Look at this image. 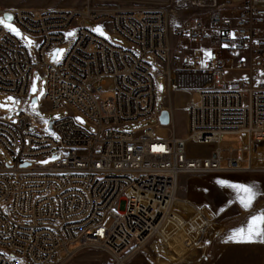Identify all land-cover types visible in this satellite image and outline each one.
<instances>
[{"label":"built area","instance_id":"2783aa9c","mask_svg":"<svg viewBox=\"0 0 264 264\" xmlns=\"http://www.w3.org/2000/svg\"><path fill=\"white\" fill-rule=\"evenodd\" d=\"M201 1L212 10L181 21L174 42L169 8L0 10V18L10 13L37 40L32 55L0 24V93L21 100L9 121L0 117V148L10 160L0 166H38L45 158L55 159L48 166H264V0H243L229 12L216 0ZM87 21L106 23L126 46L96 35ZM66 42L55 62L52 52ZM152 62L161 66L168 93L198 94L185 106V139L155 135L172 112L156 111ZM36 69H45L49 109L68 113L50 119L48 130L24 106ZM106 78L113 92L103 98ZM163 109L168 126L158 121ZM148 119L157 125L119 130ZM189 145L209 153L192 154ZM212 228L211 214L178 196L177 183H0V264H63L89 247L124 264L148 244L173 238L186 257L202 255Z\"/></svg>","mask_w":264,"mask_h":264},{"label":"rangeland","instance_id":"374dc122","mask_svg":"<svg viewBox=\"0 0 264 264\" xmlns=\"http://www.w3.org/2000/svg\"><path fill=\"white\" fill-rule=\"evenodd\" d=\"M243 0H216L217 8L221 9L224 12H229L230 10H238L241 7ZM209 2H202L201 0H0V10L12 11L17 9H30L36 11H44L51 9H71V10H82L84 8L89 9H115V8H129V9H158V8H169L170 17L168 19V30L170 33V39L174 42V37L172 32L174 28L183 20L188 17L196 14L207 13L212 10V6H209ZM6 23L11 24L18 32L19 35L9 31L14 36L22 41V43L27 47L29 52L34 55L37 48L36 38L22 32L19 27L12 21ZM3 26V25H2ZM85 26L91 28L92 31L107 40H110L113 44L126 46L124 40L113 34L109 31L106 23H93L87 21ZM4 27V26H3ZM5 28V27H4ZM74 31H70L67 34V38L71 39ZM71 34V35H69ZM69 42L61 45L57 53L56 59L59 61L65 55L68 50ZM50 61V55H48ZM36 62V61H35ZM155 73L157 74V94H156V111H159L160 107H165L171 110L172 120L168 127L159 129L155 131L157 138H168L176 137L185 139L187 138V111L186 103L188 101H197L198 94L193 91L188 92H175L168 93L165 78L160 73L161 66L157 63L152 62ZM228 76L230 74H227ZM237 75V74H236ZM46 90V76L45 69H36L33 72L30 86H29V98L26 100L24 106H27L35 115L44 120L45 129L48 130L49 120H58L68 115L66 112H54L44 101V95ZM104 93L102 94L103 98H108L112 96L113 92V81L110 78L105 79L103 86ZM33 98L37 99L36 103H31ZM21 107V100L13 96L5 95L0 93V117H3L5 120H10L11 117L18 112ZM74 119L78 124L84 128L91 130V127L87 125L86 121L79 115H74ZM157 121L155 119H148L143 122L124 125L119 128L120 131L127 133H141L144 130L155 127ZM232 143L236 144V140L227 139L225 144ZM189 152L196 155H205L209 153L208 148L197 147L194 145L188 146ZM0 160L5 163L10 160L5 152L0 148ZM55 159L45 158L40 159L35 162L38 167H49L48 165L52 164ZM245 168L246 166H220L219 171L223 172L226 168ZM178 168V167H177ZM257 168L255 171L248 172H235L231 174H245V176L240 177L239 179L230 178L226 176L219 177L215 179L214 183L217 187L221 185H227L231 188L242 192V194L247 195L248 193L243 192L238 187L241 186L251 189L253 193L255 188V183L251 181L252 175H261L264 178V173L260 171V168L264 166H253ZM214 172H204V173H195V174H184L178 177V181L174 180L171 176L168 175H156L153 176L144 182H177V195L185 197L189 200L196 199L206 186L207 180L202 178L200 181H192L190 177H199V176H208ZM215 174V173H214ZM216 174H225V173H216ZM208 199L207 204H204L205 207H208L213 225L218 222H241L242 217H237L236 215L240 212V206L234 202L227 201L226 197L217 189L211 190L206 194ZM254 207L257 210L258 208H264V195H260L256 198L254 202ZM179 206V205H178ZM177 206V208H178ZM109 224V220L106 222V225ZM170 241H173L175 244L180 245L178 238H173ZM157 246H163L162 243L157 242ZM156 244V243H154ZM154 244H148L147 247L142 251L136 254H132L124 264H200L199 259L201 255L197 252H193V256L188 255L186 257V249L182 248V256L184 260H172L166 257L159 251L153 250ZM75 249V245H71L69 250L72 251ZM204 252V248L202 249ZM63 264H112V260L107 254L106 251L100 250L95 247L84 248L73 253V255Z\"/></svg>","mask_w":264,"mask_h":264},{"label":"crops","instance_id":"0c3cea01","mask_svg":"<svg viewBox=\"0 0 264 264\" xmlns=\"http://www.w3.org/2000/svg\"><path fill=\"white\" fill-rule=\"evenodd\" d=\"M179 171L174 174H155L156 175H168L174 180L178 181V177L184 174H195L204 172H214L208 174V176H197L190 177L192 181H200L202 178L208 179L205 188L201 190L196 199H187L189 203L194 206H202L208 212L207 204L208 199L206 194L211 190H219L229 202H234L240 206V212L237 217H242L241 222H218L213 225L212 230L209 233L207 240L206 251L201 255L199 259L200 264H264V220L259 221L256 225H252L254 217H264V208L254 207L256 198L260 195H264V178L261 175H252L251 181L255 183L253 193H251L252 201L251 205L247 208L243 206L241 201L247 199V195H243L242 192L231 188L227 185H221L217 187L214 183L215 179L226 176L230 178L239 179L245 176V174H231L235 172H248L255 171L257 168L253 166H246L245 168H226L223 172L219 171L220 166H177ZM260 171L264 173V168H260ZM225 173V174H216ZM153 177V176H151ZM148 177L145 180L151 178ZM203 180L200 182L202 183ZM249 195V194H248ZM179 205V206H178ZM178 208H181L180 202H177ZM210 213V212H209ZM252 226L254 229L258 228L261 232V236H253L252 239H243L236 233H241L243 236H247L249 227ZM231 237V238H230ZM180 241V240H179ZM161 243V242H159ZM163 244V243H162ZM175 244L173 241H168L163 246H157L158 243L153 245L154 251H159L166 257L172 260H184L182 256V248L186 249L183 244Z\"/></svg>","mask_w":264,"mask_h":264},{"label":"bare ground","instance_id":"6f19581e","mask_svg":"<svg viewBox=\"0 0 264 264\" xmlns=\"http://www.w3.org/2000/svg\"><path fill=\"white\" fill-rule=\"evenodd\" d=\"M178 171L177 166H0V183H177L142 181Z\"/></svg>","mask_w":264,"mask_h":264},{"label":"snow or ice","instance_id":"6c2138e0","mask_svg":"<svg viewBox=\"0 0 264 264\" xmlns=\"http://www.w3.org/2000/svg\"><path fill=\"white\" fill-rule=\"evenodd\" d=\"M11 19H12L11 16L6 15L5 17L0 18V24H2V25H3L6 29H8L9 31H11V32H13V33L19 35V32H18L14 27H12L11 24L6 23V21H10ZM69 35H71V34H69ZM234 187H238V188H240V190H242L243 192L249 194L248 197H247V199H243V200L241 201V203L243 204V206H244L245 208L249 207V206L251 205V201H252L251 189L246 188V187H241V186H234ZM261 220H264V217H254L253 220H252V225H253V226L256 225V224H257L259 221H261ZM236 235L241 236V238H243V239H249V240H250V239L253 238V236H261V232H260V230H259L258 228H255V229H254L252 226H250V227H249V230H248V234H247V236H243V235H242L241 233H239V232L236 233ZM230 238H231V237H230Z\"/></svg>","mask_w":264,"mask_h":264},{"label":"water","instance_id":"95a60500","mask_svg":"<svg viewBox=\"0 0 264 264\" xmlns=\"http://www.w3.org/2000/svg\"><path fill=\"white\" fill-rule=\"evenodd\" d=\"M6 15H9L12 17V15L10 13H6L4 14V17ZM12 21V19L10 20ZM8 21V22H10ZM58 53V49H55L53 52H52V57L51 59L54 60L56 58V55ZM37 102V99L36 98H33L32 99V103H36ZM158 121L159 123L162 125V126H168L169 123H170V112L167 110V109H163L159 112V116H158Z\"/></svg>","mask_w":264,"mask_h":264}]
</instances>
